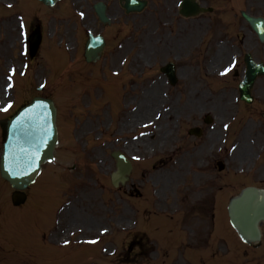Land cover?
<instances>
[{"label": "rangeland", "instance_id": "rangeland-1", "mask_svg": "<svg viewBox=\"0 0 264 264\" xmlns=\"http://www.w3.org/2000/svg\"><path fill=\"white\" fill-rule=\"evenodd\" d=\"M98 1L107 4L109 25L96 19L92 6ZM147 1L141 14L126 15L117 0H60L52 7L36 0H0V108L14 102L0 117L36 96L50 97L60 132L57 161L43 166L38 184L28 190L31 203L17 211L25 214L13 227L31 246L34 233L29 238L23 224L53 223L44 240L51 249H63L52 250L42 262L38 249L13 245L12 252L23 250L15 264H264V226L261 246L253 251L227 222L226 200L243 183L226 187L220 173L218 184L225 188L214 201L217 188H210L208 179L214 182L217 162L228 173H245L264 147V130L250 136L246 104L237 97L243 75L239 56L251 51L264 62V45L255 47L254 36L251 47L242 43L249 30L238 13L264 16V0H251L253 7L250 0H200L215 12L188 20L177 17L179 0ZM35 26L42 42L29 59L25 39ZM88 32L106 41L101 60L91 64L83 59ZM236 59L238 74L221 75ZM168 62L176 66L174 88L159 72ZM11 69L16 75L8 77ZM8 79L12 93L5 99ZM254 91L264 107V77ZM130 116L132 125L121 130ZM205 116L210 124L201 121ZM196 127H204L199 137L188 134ZM116 149L134 166L129 182L117 189L109 180L110 153ZM262 175L244 182L264 188ZM0 192V201L9 198L1 181ZM2 205L8 211L6 200L0 202V232L9 230ZM217 221L220 229L212 233ZM187 246L198 249L188 259L182 258L193 254ZM204 246L209 248L205 256L212 255H203L205 260L198 254ZM0 264H10L9 255L1 254Z\"/></svg>", "mask_w": 264, "mask_h": 264}, {"label": "water", "instance_id": "water-1", "mask_svg": "<svg viewBox=\"0 0 264 264\" xmlns=\"http://www.w3.org/2000/svg\"><path fill=\"white\" fill-rule=\"evenodd\" d=\"M44 5L51 6L57 0H38ZM124 1V9L141 11L144 2L138 0ZM182 13L193 15L198 13V7L191 2L183 1ZM105 6L98 3L94 6L95 13L99 20L108 23L105 16ZM244 19L251 25L261 40H264V20L253 19L243 15ZM36 31L30 37L31 56L36 53L40 43V34ZM103 42L100 37L94 38L89 35L85 48L86 61H95L102 52ZM253 65L248 66L245 80L240 85L241 97L247 102L250 101L249 89L256 74L263 73V68L254 69ZM50 100L36 98L30 106L25 108L18 117L9 124L6 143L3 154L0 158V173L3 179L15 189H24L34 181L39 171L40 164L52 157V150L56 143V131L54 127L55 109ZM116 160L117 172L112 174V184L116 186L119 182L123 184L129 174V164L124 157L118 153L111 154ZM16 203V201H14ZM228 215L230 224L236 230L239 237L248 244L258 243L260 240L259 225L264 223V191L247 188L237 198L230 200Z\"/></svg>", "mask_w": 264, "mask_h": 264}, {"label": "flooded vegetation", "instance_id": "flooded-vegetation-1", "mask_svg": "<svg viewBox=\"0 0 264 264\" xmlns=\"http://www.w3.org/2000/svg\"><path fill=\"white\" fill-rule=\"evenodd\" d=\"M253 35L251 34V32H249V37H248V41L245 42L243 41L242 43H244V45L246 46V48H249L252 46V43H253ZM245 40V39H244ZM263 46V44H260L258 41H256L255 43V47H261ZM256 62L260 61V60H257L255 59ZM242 65V69L244 71V65L243 64H240ZM238 71V70H237ZM236 71V72H237ZM238 74V72H237ZM236 75V73H235ZM255 94V91L253 90L252 92V101L249 105H245L246 109V114L249 118H247V126L249 128V130L251 131L252 134H250V136H256V135H259L261 134V130H264V107L262 106L263 102L262 100H258V99H262L263 97L261 96H254ZM261 102V103H260ZM203 119V118H202ZM201 121L204 123V119ZM200 126V125H199ZM200 128V130H202V133H203V128L204 127H198ZM260 130V132H259ZM259 156H257V160L256 161H250V163L247 165V167H251L250 169H252V174L251 175H240V176H236L235 175H229V174H225L224 176L222 175L221 177L222 178H225V185L226 187H229L231 189H233V187L235 188L236 186H238V182H242L243 184L239 187H243L244 185H246V183L244 182L245 180H247L248 177L250 176H258L257 178L260 177V173H264V158L262 159V162L260 164L257 165V162H258V158ZM220 173H223V172H218L214 175V182L213 180H211L209 182L210 184V188L213 187V186H216L217 190L216 192H214L213 194L215 193H220L221 190H223L225 187L224 186H221L220 184H218L221 180V177H220ZM218 175V177H217ZM263 178H264V175H262Z\"/></svg>", "mask_w": 264, "mask_h": 264}, {"label": "bare ground", "instance_id": "bare-ground-1", "mask_svg": "<svg viewBox=\"0 0 264 264\" xmlns=\"http://www.w3.org/2000/svg\"><path fill=\"white\" fill-rule=\"evenodd\" d=\"M133 120H134V117H132V116H130V118L126 121V122H123V124L121 125V130H124L125 128H123V127H125V126H131L132 125V123H133ZM151 137H152V135H151Z\"/></svg>", "mask_w": 264, "mask_h": 264}, {"label": "snow or ice", "instance_id": "snow-or-ice-1", "mask_svg": "<svg viewBox=\"0 0 264 264\" xmlns=\"http://www.w3.org/2000/svg\"><path fill=\"white\" fill-rule=\"evenodd\" d=\"M22 27V26H21ZM225 71H227V70H225ZM9 87H11V85H9ZM9 107H11V105L9 104V105H7L6 107H5V109H3L4 111H7V109L9 108Z\"/></svg>", "mask_w": 264, "mask_h": 264}]
</instances>
